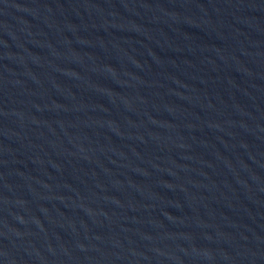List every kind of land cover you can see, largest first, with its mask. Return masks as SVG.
<instances>
[{
	"label": "water",
	"instance_id": "water-1",
	"mask_svg": "<svg viewBox=\"0 0 264 264\" xmlns=\"http://www.w3.org/2000/svg\"><path fill=\"white\" fill-rule=\"evenodd\" d=\"M0 264H264V0H0Z\"/></svg>",
	"mask_w": 264,
	"mask_h": 264
}]
</instances>
